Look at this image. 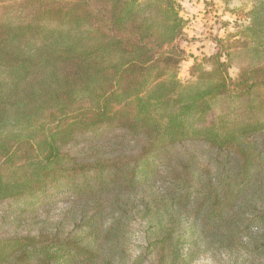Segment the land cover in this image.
Here are the masks:
<instances>
[{
	"label": "trees",
	"instance_id": "1",
	"mask_svg": "<svg viewBox=\"0 0 264 264\" xmlns=\"http://www.w3.org/2000/svg\"><path fill=\"white\" fill-rule=\"evenodd\" d=\"M250 1L239 37L181 81L176 0H0V202L27 196L36 215L50 187L76 193L0 237V264H264V0ZM137 216L151 229L133 255Z\"/></svg>",
	"mask_w": 264,
	"mask_h": 264
},
{
	"label": "rangeland",
	"instance_id": "2",
	"mask_svg": "<svg viewBox=\"0 0 264 264\" xmlns=\"http://www.w3.org/2000/svg\"><path fill=\"white\" fill-rule=\"evenodd\" d=\"M176 2L179 6V16L184 20L183 35L179 41L184 51L178 78L181 81H186L190 78V64L193 60L200 61L215 53L222 42L239 37V30L248 23L247 13L250 11L252 3L250 0H230L226 3L223 0H176ZM219 39L222 42H218ZM204 66L206 69L210 68V62H204ZM235 72V68L230 69L232 75ZM84 143V141L77 143L72 154L76 153V149L83 147ZM200 158L206 160V157H201V155ZM61 189L62 187H50L44 195L40 196L39 200L54 202L41 206L36 215L30 210L31 199L27 196L19 200L0 202V237L34 232L38 229L39 224H45L47 220L55 221L59 217L60 211L73 201L76 194L74 190L62 191ZM47 210L49 211L47 212ZM140 217H135L136 219L132 221L127 232L129 239L126 242L128 241L130 252L133 255L144 249L149 229H151L150 224ZM186 235L187 239L183 240L184 251L192 241L188 232ZM217 258V255L201 253L193 258L190 264L230 263L228 259L221 262ZM143 264H150V262L146 260Z\"/></svg>",
	"mask_w": 264,
	"mask_h": 264
}]
</instances>
